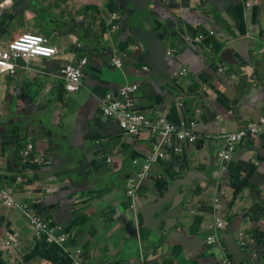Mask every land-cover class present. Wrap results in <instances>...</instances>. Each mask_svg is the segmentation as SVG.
<instances>
[{
  "label": "crops",
  "instance_id": "obj_1",
  "mask_svg": "<svg viewBox=\"0 0 264 264\" xmlns=\"http://www.w3.org/2000/svg\"><path fill=\"white\" fill-rule=\"evenodd\" d=\"M122 8L120 0H0V40L40 34L60 50L53 59L18 60L15 74L0 72V264H73L77 249L86 264H141L157 256L148 248L165 244L166 257L153 264H264V136L241 142L228 162L216 138L264 117V0H151L141 29L167 31L159 39L168 55L161 67L150 63L131 28L112 30L111 16L122 20ZM84 55L83 87L70 93L60 70ZM114 56L123 59L121 69ZM132 84L139 87L137 112L174 124L193 120L200 135L181 153L164 148L166 159L133 198L126 189L139 170L133 161L150 154L160 136H129L101 109L107 93ZM39 120L44 131L33 126ZM56 142L87 168L81 188L50 177L48 152ZM30 144L35 150L26 157ZM2 191L17 205L7 206ZM172 191L155 215L167 218L159 229L164 239L147 225L142 230L138 204ZM20 205L58 218L69 234L67 251L36 237ZM137 231L155 240L139 242ZM172 231L175 242L165 240Z\"/></svg>",
  "mask_w": 264,
  "mask_h": 264
},
{
  "label": "built area",
  "instance_id": "obj_2",
  "mask_svg": "<svg viewBox=\"0 0 264 264\" xmlns=\"http://www.w3.org/2000/svg\"><path fill=\"white\" fill-rule=\"evenodd\" d=\"M113 23L112 30L117 31L120 28L121 18L118 13L111 16ZM211 35L214 32H210ZM203 39V36L199 38ZM79 49H83L81 43L78 44ZM85 51V50H84ZM60 54V50L54 46L49 38L40 34L24 33L14 40L5 43L0 40V72L6 70L12 74L17 73V61H30L37 58L53 59ZM170 54V53H169ZM89 63L87 55L82 56L78 61L67 63L60 70V75L66 82V88L70 93H78L83 87L84 71ZM113 65L121 69L123 67V59L114 56L112 58ZM148 68H145L147 70ZM187 74L183 70L179 75ZM138 85H125L120 88L118 95L112 92L107 93L101 101V109L105 116L117 120L120 130L133 137L140 136L144 131H149L160 136V140L154 145L153 151L142 159H134L133 164L139 167L137 174L128 180L126 184L127 195L133 198L142 182L149 176L154 165L166 159L164 148L174 147L176 153L183 152L185 145H194L200 139L197 133V124L195 121L186 119L178 124L170 122L164 117L151 119L143 113L137 112L134 108V95L138 91ZM1 116V111H0ZM264 136V117L257 123L250 124L237 132H226L223 130L217 139L224 141V150L220 157L223 162L232 160L237 146L248 138H257ZM177 140L178 144H174ZM35 150V146L30 144L24 151V155L29 157ZM4 202L9 207L16 206V202L12 194L2 191ZM21 213L29 220L30 226L34 234L39 239H45L51 244L62 245L63 249L68 242V235L62 226L54 225V222L39 215L34 209L28 206H19ZM226 224L217 220L216 229L224 230ZM56 231L63 234L56 235ZM215 238L208 239V245H212ZM73 264H86L84 252L77 249L71 255ZM222 264H233L226 259Z\"/></svg>",
  "mask_w": 264,
  "mask_h": 264
},
{
  "label": "water",
  "instance_id": "obj_3",
  "mask_svg": "<svg viewBox=\"0 0 264 264\" xmlns=\"http://www.w3.org/2000/svg\"><path fill=\"white\" fill-rule=\"evenodd\" d=\"M151 0H120V3L125 5V8H122L123 11V18L120 22V25L123 24V26H126L127 28H131L130 32L135 36L136 42L140 44L141 47H144L148 54L150 55L151 61L150 63L153 64L156 67H161L163 65V62L165 61V58H167V53L165 51L164 46L162 45L161 41L159 39H163L165 35L167 36V31H164V35H155L151 32H143L141 29V26L146 23L147 19L149 18L146 15V10L148 8L149 2ZM171 24H174L172 22L167 25V29H169V26H172ZM174 26V25H173ZM128 31V34L130 33ZM39 124H34L33 126L35 128H40L41 131H44V121L39 120ZM55 146H52L51 150L48 152L51 163L53 165L46 166L48 170H53V173L50 175V177L53 178V181L61 183V184H67L68 186H71L73 188H78L81 184L84 183L86 179H89V172H86L85 170L87 168H83V164L81 161H77L76 157L72 153H68L67 145L64 142H56L55 144H52ZM72 150L74 148L71 147ZM84 161V159H83ZM59 169V172L57 171V168ZM63 178V179H62ZM173 191L169 193L167 196L163 198H158L155 202L147 204V205H139V208L141 209V214L143 216L142 221H139L137 224L142 222V230H146L147 228L145 225H147L149 228L153 229L152 231L156 232V234L159 235L160 232V238L164 239V235L161 232L162 229L161 224L164 222L167 218L165 217H155L156 213L159 212L164 205H168L171 202V195ZM58 221V222H57ZM54 225L62 226L60 224L58 218L56 219V222ZM139 230H141V223L138 225ZM177 233L172 231L171 233H168V236L165 240L168 241H176L174 238ZM152 236V235H151ZM148 234H141L140 231H137V240L142 243H151L154 238H152ZM178 245V243H177ZM153 247L148 248V251L150 253H154L157 256L154 260L151 261H144L141 264H153L160 261L162 258L166 257L165 253L168 252L167 250V244H165V248L163 245H152ZM196 246H193V249ZM164 250V251H163ZM144 256V255H143ZM144 259V258H143Z\"/></svg>",
  "mask_w": 264,
  "mask_h": 264
}]
</instances>
